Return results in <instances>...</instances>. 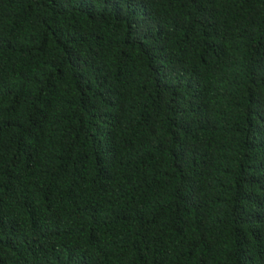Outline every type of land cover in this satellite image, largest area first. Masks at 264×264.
<instances>
[{
	"label": "trees",
	"instance_id": "1",
	"mask_svg": "<svg viewBox=\"0 0 264 264\" xmlns=\"http://www.w3.org/2000/svg\"><path fill=\"white\" fill-rule=\"evenodd\" d=\"M0 264H264V0H0Z\"/></svg>",
	"mask_w": 264,
	"mask_h": 264
}]
</instances>
